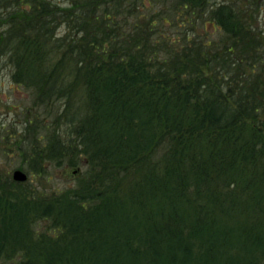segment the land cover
<instances>
[{"label":"trees","instance_id":"16d2710c","mask_svg":"<svg viewBox=\"0 0 264 264\" xmlns=\"http://www.w3.org/2000/svg\"><path fill=\"white\" fill-rule=\"evenodd\" d=\"M244 1L0 0V71L32 99L0 130L27 175L0 163V264H264V46ZM55 171L75 182L35 186Z\"/></svg>","mask_w":264,"mask_h":264},{"label":"rangeland","instance_id":"374dc122","mask_svg":"<svg viewBox=\"0 0 264 264\" xmlns=\"http://www.w3.org/2000/svg\"><path fill=\"white\" fill-rule=\"evenodd\" d=\"M245 4L251 3L247 8L252 7L253 10L248 9L250 23L252 27H255L260 33V43L264 46V0H245ZM219 32V31H216ZM210 39L216 41L220 40V35H212V32L208 33ZM31 97L22 88L15 86L10 79L8 68L3 67L0 71V130L5 129L8 132L21 129V123L25 120L26 109L31 106ZM9 148V145H5ZM1 149H6L1 146ZM15 149H12L14 151ZM0 163L5 165V169L9 171L10 176L20 166V159L17 154L10 153V158L3 159L0 156ZM22 171V170H20ZM23 172V171H22ZM72 171H55L52 172L50 181H43L40 179H34V184L37 188L42 190L63 189L71 186L74 182V176Z\"/></svg>","mask_w":264,"mask_h":264},{"label":"water","instance_id":"95a60500","mask_svg":"<svg viewBox=\"0 0 264 264\" xmlns=\"http://www.w3.org/2000/svg\"><path fill=\"white\" fill-rule=\"evenodd\" d=\"M12 180L20 183L25 182L27 180V175L20 170H16L12 173Z\"/></svg>","mask_w":264,"mask_h":264}]
</instances>
